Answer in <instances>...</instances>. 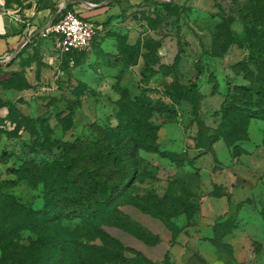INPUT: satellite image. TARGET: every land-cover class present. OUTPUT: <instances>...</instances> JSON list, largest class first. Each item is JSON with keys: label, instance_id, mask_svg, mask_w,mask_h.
Here are the masks:
<instances>
[{"label": "rangeland", "instance_id": "obj_1", "mask_svg": "<svg viewBox=\"0 0 264 264\" xmlns=\"http://www.w3.org/2000/svg\"><path fill=\"white\" fill-rule=\"evenodd\" d=\"M144 1H126L120 8L121 14L102 25L104 33L114 36L118 43L112 54L99 50L102 37L98 35L86 51L60 55L51 61L47 56L59 54V47L53 39H42L39 43L42 47L29 45L31 51H25L15 64L0 68V105H5L0 109V131L12 133V138L0 133V181L17 179L9 171L26 161L53 160L60 155L56 150L59 145L74 141L84 132L89 136L97 126L119 125L127 104H136L135 99L142 93L152 109L148 112L149 123L159 129V147V142L165 145L168 141L167 130L176 127L185 134L182 142L188 156L182 159L192 162L195 157L215 155L209 152L207 144L221 130H218L224 117L221 109L229 83L248 85L245 76L234 71L248 53L236 44L235 36L245 35L251 29L254 35H259L257 38L262 37L264 0H174L175 4L164 6ZM39 3L40 0H0V8L28 20ZM242 13L255 18L259 27L253 29ZM92 50H98L97 58L90 57ZM70 60L75 65L71 66ZM188 89H192L190 100L185 99ZM14 108L40 120L35 136L24 128L19 130L12 117ZM71 110L75 111L72 116ZM233 120L231 116L227 125ZM263 131V120H254L252 126L250 122L249 138L238 143L240 151L236 154H247L253 143L263 138ZM47 136L49 140L44 144ZM219 146L222 148H218L217 156H226L227 146L224 143ZM140 155L142 174L137 190L145 196L156 193L161 202H153L152 211L163 213L167 220L178 216L181 209L195 215L197 204L192 202V191L185 182L178 180L180 183L168 189L169 193L159 185L158 177L161 173L166 177V173L148 159L164 158L146 152ZM18 181L10 193L29 206L41 208L43 185L30 186L26 181ZM180 198L187 206L182 207ZM123 210L132 221V214L141 212L133 207ZM123 225L132 237L151 241L145 228L131 221ZM107 231L117 238L122 230L108 227Z\"/></svg>", "mask_w": 264, "mask_h": 264}, {"label": "trees", "instance_id": "obj_2", "mask_svg": "<svg viewBox=\"0 0 264 264\" xmlns=\"http://www.w3.org/2000/svg\"><path fill=\"white\" fill-rule=\"evenodd\" d=\"M123 1L118 0L100 9L107 12ZM144 2L154 6L166 5ZM91 3L99 5L102 2ZM170 4H175V1ZM74 6L68 5L60 14L61 8L54 7L52 19L58 16L55 20L57 23L65 12H75ZM39 10L40 3L37 6ZM77 15L87 19L79 13ZM242 17L253 29L259 27L255 18L244 13ZM262 34L261 38H257L259 35H254L250 29L245 35L235 36L236 44L248 53L234 71L237 75L243 74L248 85L232 86L229 83L221 109L224 113L222 125L218 129L221 130L207 144L210 153H214V145L222 139L235 152L240 151L238 143L249 138V123L252 120L264 121V32ZM25 49H28V45ZM23 53L11 63L0 64V68L11 67ZM191 92L192 89L186 91V100H190ZM146 98V94L142 93L135 99L136 104H127L125 112L120 115L119 125L97 126L95 130L91 129L92 134L89 136L84 132L74 141L62 143L56 148L60 155L53 160L45 163L29 160L19 168L10 169V174L30 186L43 185L44 204L41 208H34L10 193L11 189L18 186L17 179L0 181V264H155L142 253L126 247L107 231L108 227H112L130 234L123 225L126 221L143 228L131 220L123 210L125 207L136 208L141 213L161 220L171 231L173 229L170 220L175 217L167 220L163 213L152 211L153 202L161 204L159 195H140L137 190L136 185L142 174L143 160L140 153L157 154L179 166L192 162L182 159L188 156L186 152L179 155L161 151L157 143L159 129L149 123L148 112L151 107ZM3 107L5 105H0V109ZM74 114L75 111L71 110V116ZM231 116L235 120L227 125ZM12 117L19 130L24 128L32 136L37 134L40 120L23 115L17 108L13 109ZM71 123L75 127L72 119ZM0 133L12 138V133L8 131ZM47 140L48 136L44 144ZM179 183L176 181L171 187ZM183 192L181 190V194ZM180 201H183L182 207L187 206L184 199L180 198ZM183 213L193 215L181 209L179 215ZM144 230L151 241L138 236L135 238L149 245L155 244L156 239ZM160 264L175 263L166 258Z\"/></svg>", "mask_w": 264, "mask_h": 264}, {"label": "crops", "instance_id": "obj_3", "mask_svg": "<svg viewBox=\"0 0 264 264\" xmlns=\"http://www.w3.org/2000/svg\"><path fill=\"white\" fill-rule=\"evenodd\" d=\"M93 1L102 2L94 4L101 6L109 0ZM125 2L115 4L106 12L100 9L102 7H89L88 4L92 3L85 0H40V10L30 13L28 20L0 8V62L8 61L23 45L21 52L31 51L29 45L42 47L39 45L43 39L41 32L53 21V8L60 7L61 11L72 4L76 13L100 24L102 31L99 37L101 35L102 39L97 47H101L99 50L105 54H112L113 47H118V43L114 36L104 33L102 25L120 15V8ZM27 45L28 49H25ZM58 51L56 56L47 57L52 61L60 55L64 56L60 49ZM97 51L92 50L90 57L97 58ZM69 64L72 66L75 62L70 60ZM167 131L166 144L159 142L161 151L179 155L185 153L187 150L182 142L184 132L181 134L176 127ZM221 143L227 146L223 141L217 142L214 156L195 157L192 164L186 166L150 157L148 160L166 173V177H162V173L158 177L159 185L168 190L176 181L182 180L191 188L192 202L197 204L196 214L187 216L183 213L172 218L170 223L177 229L173 232L161 220L134 212V221L145 228L156 243L146 244L123 231L117 239L155 264L162 263L166 258L175 264H264V131L259 143L254 142V146L242 156L228 146L226 156H217ZM159 189L158 193L161 187Z\"/></svg>", "mask_w": 264, "mask_h": 264}, {"label": "built area", "instance_id": "obj_4", "mask_svg": "<svg viewBox=\"0 0 264 264\" xmlns=\"http://www.w3.org/2000/svg\"><path fill=\"white\" fill-rule=\"evenodd\" d=\"M90 5L96 6L94 4ZM101 30L102 27L96 22L81 18L76 12L67 11L62 14L57 23L42 31L41 37L43 39H53L57 43L60 52L67 55L89 49Z\"/></svg>", "mask_w": 264, "mask_h": 264}, {"label": "water", "instance_id": "obj_5", "mask_svg": "<svg viewBox=\"0 0 264 264\" xmlns=\"http://www.w3.org/2000/svg\"><path fill=\"white\" fill-rule=\"evenodd\" d=\"M116 1H118V0H109L107 3H105V4H103V5H101V6H96V7H93V6H91V5H89L88 4V6L89 7H91V8H98V7H103V6H107V5H109V4H112V3H114V2H116ZM146 1H151V2H158V3H171L173 0H146ZM67 7V6H66ZM66 7H64L60 12H59V14L66 8ZM58 14V15H59ZM57 17L58 16H56L54 19H53V21L44 29V30H46V29H49L50 27H52V25L55 23V20L57 19ZM43 30V31H44ZM42 33V32H41ZM25 45H23L22 47H24ZM22 47H21V49H19L12 57H11V59L9 60V61H6V62H0V64H8V63H10V62H12L18 55H19V53L21 52V50H22Z\"/></svg>", "mask_w": 264, "mask_h": 264}]
</instances>
